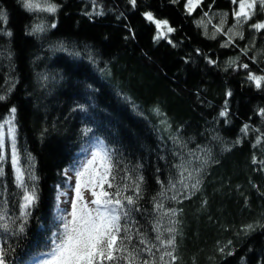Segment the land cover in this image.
Segmentation results:
<instances>
[{
  "label": "trees",
  "instance_id": "16d2710c",
  "mask_svg": "<svg viewBox=\"0 0 264 264\" xmlns=\"http://www.w3.org/2000/svg\"><path fill=\"white\" fill-rule=\"evenodd\" d=\"M51 2L60 5L55 14L0 0L7 14L0 29L12 33L0 34V95L6 96L0 124L15 107L21 166L28 167L30 156L36 177L25 172V182L35 184L38 196L25 231L14 235L23 189L14 183L4 128L9 161L0 176V208H6L10 229L0 227V242L11 246L9 264H35L49 250L59 224L58 188H67L64 172L75 173L89 146L111 152L113 183L127 184L125 195L135 196L133 182L139 183L137 204L129 206L138 209L130 217L136 227L150 239L157 220L162 232L177 229L175 264H264V81L258 89L247 78L264 76V29L249 27L264 22V9L258 5L235 29L243 39L235 36L222 47L228 36L216 29L222 20L224 32L233 27L239 0H201L192 13L187 0H136L135 7L129 0ZM145 12L175 31L154 40L158 30ZM37 23L56 27L29 35ZM244 124L247 134L241 133ZM189 172L185 189L181 173ZM195 179L199 190L190 187ZM157 202L164 207L156 210ZM169 208L177 214L164 215ZM249 224L256 227L245 232Z\"/></svg>",
  "mask_w": 264,
  "mask_h": 264
},
{
  "label": "snow or ice",
  "instance_id": "6c2138e0",
  "mask_svg": "<svg viewBox=\"0 0 264 264\" xmlns=\"http://www.w3.org/2000/svg\"><path fill=\"white\" fill-rule=\"evenodd\" d=\"M129 2L135 7L136 0H129ZM171 2L176 3L177 0H171ZM200 2L201 0H187V11L192 13ZM231 2L235 4L237 0H231ZM21 3L24 9L29 12L40 11L55 14L60 8V5L52 3L51 0H44L43 4L35 2V0H21ZM258 5L261 9H264V0H239V11H234L235 24L233 27L224 32V21L222 20L221 25L216 29L217 32H223L224 35L228 36V41L222 47H228L230 43H234L235 36L243 39V33L235 31V29L252 19L256 14ZM142 15L148 22L155 24L158 30L153 37L154 40L167 39L168 34L175 31L167 20L157 19L152 12H145ZM224 15L226 16L227 14ZM205 16H207V13H205ZM6 23L7 14L0 9V24ZM202 23V20L198 21V24ZM55 27V23L47 26L37 23L32 26L31 32L28 34L45 32L49 28ZM249 27L259 32L264 29V22L253 23ZM0 34L12 35L11 31H4L3 29H0ZM168 42L171 43V40ZM57 46L61 50H66L62 42ZM242 51L245 54L247 53V49H242ZM79 54V52L74 51V55ZM89 56L91 58L90 53ZM209 63L214 64L215 61L210 60ZM231 63L235 64L236 62L232 61ZM239 67L248 68L249 66L242 64ZM247 78L258 89L261 87L262 81H264V76H257L252 73ZM226 95L231 96L232 93L229 91ZM5 99L6 96L0 95V101ZM225 104H227V100ZM259 111L264 116V109ZM15 113L16 108H11L8 119L3 124H0V176L4 174L3 164L9 161V155L4 150L5 134L3 129L7 127V134L10 137V163L14 169V183L23 189L22 203L19 205L20 214L15 218L20 220L21 223L16 226L13 232L14 235H17L25 231L30 208L36 203L38 196L35 191V184L29 188L25 182V172L28 173L32 181H35L36 177L32 171L33 164L30 156L27 157L28 167L23 168L21 166L20 152L16 146ZM227 115V108H225V110L221 111L220 116L226 117ZM248 130L249 125L244 124L241 128V133L247 134ZM261 138H264V133L261 134ZM239 142V140L236 141V143ZM259 142L260 139H257V143ZM98 162L99 167H97ZM256 162L254 158L253 163ZM259 163L264 164V161ZM114 167L111 152L102 146H98L91 153V159L82 164L80 169L75 170V199L69 202L71 211L57 207L58 230L50 237L49 250L46 253H42V258L36 259L35 264H175L179 259L175 255V233L177 229L175 227L166 228L164 232H167L168 236L165 237L164 232L160 228L161 222L157 220L152 228L156 235L150 239L145 232L136 227L130 217L131 212L138 209H133L129 206L137 204L140 185L137 182H133L135 196L125 195L124 192L127 191L128 185L124 184L121 186L113 183L115 180V176H113ZM185 171L187 170L185 169ZM196 171L199 172L201 169H196ZM181 176V184L185 189L189 188V184L184 183V181L192 178V173L189 172L188 177H183V173H181ZM139 179L142 181L143 177ZM199 184V179H195V182L190 187L192 190H199ZM105 185H107V189ZM172 187L175 188V185L173 184ZM83 189H90L93 197L91 201L84 199ZM171 199L175 200L176 197L173 196ZM163 207L164 205L161 202L155 204L156 210H160ZM176 214L177 211L173 208H169L164 212V215L175 216ZM8 220L6 208H0V227L5 231L10 229ZM12 223L15 224V220H12ZM170 223L174 222L170 221ZM255 227V225L249 224L244 226V230L245 232H250ZM261 227H264V225H261ZM133 241H137V243L133 244ZM228 243L230 244L231 241ZM9 251H11V246L6 248L5 244L0 242V264H9ZM220 251L224 252V248H221ZM143 253H147V257H144Z\"/></svg>",
  "mask_w": 264,
  "mask_h": 264
},
{
  "label": "rangeland",
  "instance_id": "374dc122",
  "mask_svg": "<svg viewBox=\"0 0 264 264\" xmlns=\"http://www.w3.org/2000/svg\"><path fill=\"white\" fill-rule=\"evenodd\" d=\"M7 130V127H5ZM10 138V137H9ZM94 146H89L84 148L80 152L81 157L78 159V169L81 168V165L86 163L87 160L91 159V153L94 152ZM97 167H99V162L97 163ZM64 176L67 177L66 184L67 188L62 189L58 188V201H57V207L61 209H67L69 212L71 211L70 207V201L75 199V184H76V175L71 171V169H66L64 172ZM83 196L85 200L91 201L93 197L91 196L90 189H83ZM91 206V205H90ZM56 215H57V208H56Z\"/></svg>",
  "mask_w": 264,
  "mask_h": 264
}]
</instances>
